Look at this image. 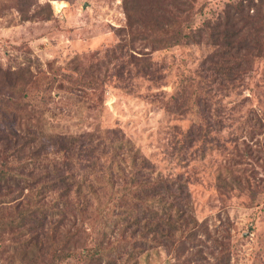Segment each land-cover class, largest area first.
<instances>
[{
    "label": "trees",
    "instance_id": "obj_1",
    "mask_svg": "<svg viewBox=\"0 0 264 264\" xmlns=\"http://www.w3.org/2000/svg\"><path fill=\"white\" fill-rule=\"evenodd\" d=\"M123 2L127 24L116 29L124 37L121 50L96 49L87 66L80 60L74 73H66L65 67L43 71L36 86L23 80L17 85L22 92L21 116L28 115V104L36 107L39 99L45 102L40 107L48 106L55 91L77 98L72 104H78L80 111L89 109L91 99L85 96H98L108 78H116L115 86L129 83L132 69L126 55L143 38L141 50H160L173 60L175 47H212L193 74L179 72L177 88L161 105L184 115L192 113L212 129L223 128L224 97L244 94L243 81L264 61V0ZM36 13L52 19L56 9L49 0ZM65 79L72 84L66 86ZM36 91L38 96L31 99ZM5 102L1 96L0 105ZM5 115L0 107V264H62L74 256L82 264H141L160 248L169 254L180 249L189 256L197 251L190 260L193 264H233L228 213L200 221L184 174L155 173L141 150L123 138L100 148L78 135L43 133L39 123L46 120L32 114L26 123L9 121ZM241 129L235 139L247 137L236 152L247 165L239 167L240 172L226 168V176L221 171L217 184L222 192L223 187L230 191L239 186L257 198L264 187L252 191L243 175L264 171V110L250 107ZM101 221L104 226L98 225ZM86 224L93 226L95 238ZM10 228L27 234L15 240L12 253L13 245L5 247Z\"/></svg>",
    "mask_w": 264,
    "mask_h": 264
},
{
    "label": "rangeland",
    "instance_id": "obj_2",
    "mask_svg": "<svg viewBox=\"0 0 264 264\" xmlns=\"http://www.w3.org/2000/svg\"><path fill=\"white\" fill-rule=\"evenodd\" d=\"M47 1L0 0V98H6L0 107L6 118L26 123L32 114L30 117L46 120L39 123L43 133L78 135L81 140L93 141L100 148L106 143L118 142L119 138L131 141L151 161L155 173H182L187 177L200 221H212L220 213H228L231 222L228 244L232 248L233 264H264V188L257 198L239 186L230 191L223 187L222 192L216 179L221 171L227 175L226 168L240 172L239 167L247 165L240 162L236 152L247 136L235 138L242 131L250 107L264 110V61L243 81L247 87L244 94L231 92L224 97L221 114L226 123L221 129L210 128L192 113L184 115L161 105L177 88L179 72L193 74L202 58L212 52V47L207 44L178 46L174 48L176 60H173L167 54L162 56L160 50L152 51L150 47L141 50L143 38L137 41V49L126 55L132 69L129 83L120 81L121 84L115 86L116 78H108L104 91L98 96H85L86 100L91 99L89 109L80 111L78 104H72L77 98L55 91V99L48 106L40 107L45 102L39 99L36 107L28 104L25 110L28 115L21 116L22 92L17 85L23 80L29 83L27 86H36L43 71L55 72L65 67L66 73H74L72 69L80 60L87 66L86 61L94 50L104 52L115 48L120 51L119 46L124 43V37L117 35L116 30L127 24L123 0H50L56 9L52 19L36 13ZM13 80L16 87L11 84ZM62 83L72 84L66 79ZM38 94L36 91L29 97L34 99ZM245 97L251 99L242 102ZM30 123L38 124L35 120ZM27 127L37 130L28 123ZM260 170L258 175L255 171H246L243 175L249 178L252 191L264 187L261 178L264 171ZM101 222L98 225L104 226ZM86 226L95 238L93 226ZM102 231L104 233V229ZM26 237V232L10 228L6 232L5 247L13 245V248L10 246L12 253L15 240ZM6 253L7 250L4 255ZM197 255V251L190 256L183 255L180 249L169 254L160 248L145 257L141 264H193L190 260ZM62 264L82 263L74 256Z\"/></svg>",
    "mask_w": 264,
    "mask_h": 264
},
{
    "label": "water",
    "instance_id": "obj_3",
    "mask_svg": "<svg viewBox=\"0 0 264 264\" xmlns=\"http://www.w3.org/2000/svg\"><path fill=\"white\" fill-rule=\"evenodd\" d=\"M57 10H58V11H61V10H59L58 6H57Z\"/></svg>",
    "mask_w": 264,
    "mask_h": 264
}]
</instances>
